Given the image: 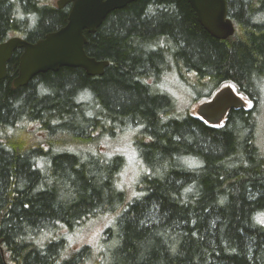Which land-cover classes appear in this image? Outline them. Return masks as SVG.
Instances as JSON below:
<instances>
[{
  "label": "trees",
  "instance_id": "obj_1",
  "mask_svg": "<svg viewBox=\"0 0 264 264\" xmlns=\"http://www.w3.org/2000/svg\"><path fill=\"white\" fill-rule=\"evenodd\" d=\"M56 1L0 0V44L63 27L70 5ZM226 2L227 40L186 0L111 12L85 32L86 55L109 63L98 77L60 68L14 88V52L0 82V264H264V0ZM225 85L252 107L215 127L190 114ZM122 135L142 170L130 200L124 157L102 146ZM107 215L97 247L70 251L72 232Z\"/></svg>",
  "mask_w": 264,
  "mask_h": 264
},
{
  "label": "water",
  "instance_id": "obj_2",
  "mask_svg": "<svg viewBox=\"0 0 264 264\" xmlns=\"http://www.w3.org/2000/svg\"><path fill=\"white\" fill-rule=\"evenodd\" d=\"M136 0H57L62 9L70 4L66 24L47 34L35 43L21 38H10L0 44V82L7 76V64L15 51L20 50L18 73L13 80L14 88H22L39 74L57 72L60 68L81 69L89 77L102 76L109 63L97 61L85 53L87 43L84 32L94 34L111 12L125 8ZM200 26L213 38L227 40L235 28L228 18L226 0H186ZM219 93V92H218ZM241 100L234 95L219 99L216 94L210 102L203 104L201 113H210V126L217 125L229 108L242 107ZM223 115V116H222ZM205 120V119H204Z\"/></svg>",
  "mask_w": 264,
  "mask_h": 264
},
{
  "label": "rangeland",
  "instance_id": "obj_3",
  "mask_svg": "<svg viewBox=\"0 0 264 264\" xmlns=\"http://www.w3.org/2000/svg\"><path fill=\"white\" fill-rule=\"evenodd\" d=\"M156 8H150L149 12L155 11ZM231 87L230 85H225V87ZM233 88V87H232ZM233 92L240 98L243 103V107L245 109H250L252 104L249 100H247L244 96L236 93V89L233 88ZM181 96L178 97L180 99ZM200 105H194L190 108L189 112L191 115L200 119L198 114V109ZM262 114L260 117V140L262 149L264 151V109L261 110ZM224 120L218 122L215 126H221ZM103 151L110 153H120L124 157V166L122 170L119 172V187L123 190L125 195L128 196L129 200L132 199L136 192V180L140 174L138 169H140V165L138 164L137 159L135 158V154L130 146L129 138L126 135H122L120 138H116L115 141L104 142L102 144ZM81 155H83L81 153ZM140 171H142L140 169ZM113 216L107 215L102 218H94L84 224L81 228L76 229L72 232V235L68 238V243L70 246V251L78 250L82 246H91L97 247L100 239L102 237L103 231L107 226L111 223Z\"/></svg>",
  "mask_w": 264,
  "mask_h": 264
},
{
  "label": "flooded vegetation",
  "instance_id": "obj_4",
  "mask_svg": "<svg viewBox=\"0 0 264 264\" xmlns=\"http://www.w3.org/2000/svg\"><path fill=\"white\" fill-rule=\"evenodd\" d=\"M70 5V4H69ZM231 90L229 89V88H223V89H221V91H219V93H217L218 95H219V99H223V98H227V97H229V95H231ZM207 102V101H206ZM203 107V104L202 105H200L199 106V109H198V114L201 116V117H203L206 121H209V120H212V116H211V114L210 113H201V111H202V108ZM231 109V108H230ZM229 109V110H230ZM223 116V115H222ZM225 116V115H224ZM223 116V117H224ZM223 117H221V119L223 118ZM220 120V119H219ZM218 120V121H219Z\"/></svg>",
  "mask_w": 264,
  "mask_h": 264
},
{
  "label": "snow or ice",
  "instance_id": "obj_5",
  "mask_svg": "<svg viewBox=\"0 0 264 264\" xmlns=\"http://www.w3.org/2000/svg\"><path fill=\"white\" fill-rule=\"evenodd\" d=\"M260 222H261V223H264V220H261Z\"/></svg>",
  "mask_w": 264,
  "mask_h": 264
},
{
  "label": "bare ground",
  "instance_id": "obj_6",
  "mask_svg": "<svg viewBox=\"0 0 264 264\" xmlns=\"http://www.w3.org/2000/svg\"><path fill=\"white\" fill-rule=\"evenodd\" d=\"M84 35H85V32H84Z\"/></svg>",
  "mask_w": 264,
  "mask_h": 264
}]
</instances>
